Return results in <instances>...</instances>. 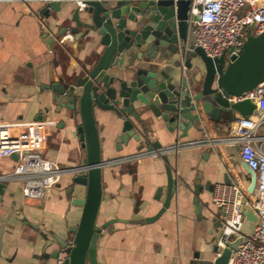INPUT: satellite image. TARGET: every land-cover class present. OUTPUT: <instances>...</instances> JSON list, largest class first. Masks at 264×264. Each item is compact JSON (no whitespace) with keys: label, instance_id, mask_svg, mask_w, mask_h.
Segmentation results:
<instances>
[{"label":"crops","instance_id":"obj_1","mask_svg":"<svg viewBox=\"0 0 264 264\" xmlns=\"http://www.w3.org/2000/svg\"><path fill=\"white\" fill-rule=\"evenodd\" d=\"M41 0L0 2V121L12 124L18 132L32 121L50 122L45 158L65 167H78L85 161L81 140V121L76 110L67 109L61 99L62 81L79 71L83 63L95 60L103 50L100 36L79 29L73 33L72 15L76 1L63 4L60 11L49 9ZM39 16L45 19L43 30ZM73 35V41L59 43L53 35ZM62 36V37H63ZM188 41H192L188 30ZM181 60V56L177 57ZM100 133L103 167V199L98 223L112 219H138L155 215L162 207L167 190L166 166L170 165L177 181L169 208L155 221L129 223L115 220L99 236L94 257L97 264H205L211 261L218 209L212 202L207 183L225 182V167L230 159L228 147L217 153L189 145L203 134L201 123L188 130L174 155L140 153L138 144L117 149L116 137L121 120L111 110H96ZM233 120L212 122L224 130ZM211 122V121H210ZM156 139L157 125L151 123ZM163 145L167 147L175 132L165 128ZM227 155V157H226ZM17 161L0 159V174L13 171ZM235 165V164H234ZM236 167H238L236 165ZM199 180L200 182L196 181ZM0 199V229L3 232L0 264H55L59 254L66 257L62 243L69 245L82 207L72 204L71 175H64L41 199H26L23 183L6 182ZM209 184V185H210ZM214 187V186H213ZM196 188L202 214L195 212Z\"/></svg>","mask_w":264,"mask_h":264},{"label":"water","instance_id":"obj_2","mask_svg":"<svg viewBox=\"0 0 264 264\" xmlns=\"http://www.w3.org/2000/svg\"><path fill=\"white\" fill-rule=\"evenodd\" d=\"M77 0H51L49 9L60 11L63 4ZM72 15L73 33L79 29L96 32L103 50L95 60L83 63L70 79L62 81L61 99L67 109L76 110L81 121V140L85 161L79 172L71 174L72 204L82 207L77 225L66 250L65 264H97L94 251L104 228L113 221L129 223L153 222L170 205L177 181L170 165L166 166L167 190L159 211L152 216L126 220L112 219L98 223L103 199V167L100 133L96 110L114 111L121 120V132L116 137L117 149L123 145L138 144L133 154L156 153L168 161L167 151L184 145L188 130L196 127L204 113L214 122L228 114L241 116L257 114L251 99L232 101L231 95H240L264 81V32L246 35L241 50L230 57L223 54L209 57L188 41L190 8L193 0H83ZM197 19V16H194ZM181 56V60L177 57ZM233 118V119H234ZM155 122L159 135L151 139V123ZM164 126L175 132L170 143L163 145ZM232 162L248 174V191L255 189V172L242 159L238 148L228 147ZM11 158L18 160V154ZM224 181L230 182L226 175ZM200 182L199 180L196 181ZM207 183L206 189L213 190ZM6 182L0 181V199ZM246 196V195H245ZM195 212L202 214L199 189L193 199ZM9 216L0 229V256L3 232ZM259 222L251 209L245 210V219L234 240L227 238L220 247L214 237V258L205 264H228L232 250L250 236Z\"/></svg>","mask_w":264,"mask_h":264},{"label":"built area","instance_id":"obj_3","mask_svg":"<svg viewBox=\"0 0 264 264\" xmlns=\"http://www.w3.org/2000/svg\"><path fill=\"white\" fill-rule=\"evenodd\" d=\"M3 1L10 0H0ZM21 1L27 3L33 0ZM41 1L48 5L51 0ZM76 2L84 6L83 0ZM39 20L45 30L44 17L39 16ZM190 30L195 44L209 57L217 58L223 54L230 57L241 50L248 33L256 35L264 32V0H193ZM63 35L54 34L53 40L59 43L73 41V35ZM229 99H251L256 103L258 112L249 116L236 113L234 121L224 130L215 128L212 125L214 121L202 113L197 123H201L203 135L189 145L217 153L223 152L222 147L234 145L242 159L254 170L255 189L250 193L249 182H245L236 165L228 162L225 170L230 182L214 185L212 202L218 209L215 227L220 247L226 246L227 238L235 239L247 208L259 217L253 233L232 250L228 264H264V81L240 95H231ZM49 125L47 120H36L16 133L12 124L0 121V159L18 154L13 171L0 174V181L22 182L23 195L29 200L43 198L64 175L79 172L78 167L61 166L43 156ZM138 155L128 156L125 160L131 161ZM55 264H65V257L59 254Z\"/></svg>","mask_w":264,"mask_h":264},{"label":"rangeland","instance_id":"obj_4","mask_svg":"<svg viewBox=\"0 0 264 264\" xmlns=\"http://www.w3.org/2000/svg\"><path fill=\"white\" fill-rule=\"evenodd\" d=\"M233 118H234V113L228 114V116H227L228 120H233ZM201 134H203V131H201ZM237 170L240 173V175L243 177L245 182H247V181L249 182L248 174L244 171V169L242 167L238 166Z\"/></svg>","mask_w":264,"mask_h":264}]
</instances>
